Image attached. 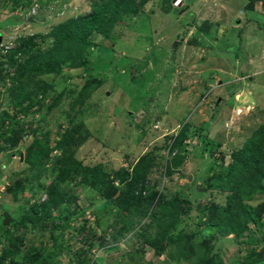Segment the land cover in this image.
Segmentation results:
<instances>
[{
	"label": "rangeland",
	"instance_id": "1",
	"mask_svg": "<svg viewBox=\"0 0 264 264\" xmlns=\"http://www.w3.org/2000/svg\"><path fill=\"white\" fill-rule=\"evenodd\" d=\"M94 2L34 0L31 5L21 7L13 0H0L2 53L15 47V40L21 36L36 33L40 46L45 50L51 48L54 28L91 13ZM246 4L247 0H183V5L179 6L177 0H146L137 16L126 14L113 26L111 35L116 39L114 42L105 39L107 45L113 47L111 58L105 63L95 61L98 52L91 47L92 65L66 67L60 73L39 77L53 84L54 92H65L51 111L34 107L22 112V106L15 104L7 89L12 83L9 79L8 87H1L0 114L8 112L18 116L20 126L26 125L27 129L18 146L1 145L0 234L7 230L3 225L6 216L3 213L13 217V229L18 219L29 216L32 204L48 198L47 190L32 199L28 191L20 201H15L7 191L12 178L20 180L27 175L24 171L16 176L24 161L21 154L37 135L43 137L49 132L51 140H56L69 126L83 122V132L89 134L76 152L79 160L93 166L101 165L107 171L122 167L132 170L143 154L152 152L157 161L150 166V185L158 183L159 192L168 199L177 197L189 202L193 209L187 233L195 228L206 234L211 231L224 261L238 264L249 244L231 241L234 234L207 228L206 215H201V221L196 224L193 217L200 216L197 208L200 200L207 204L225 203L228 192L216 188L204 191L206 180L228 166L233 154L244 146L260 124H264V11L259 3L254 10H248ZM93 38L100 42L104 36L95 33ZM94 70L102 84L82 105L71 108ZM70 116L76 119L73 123H70ZM205 122L211 123L203 130L208 126H203ZM185 123L190 126L192 137L185 148L169 150L165 147L168 136L180 134ZM59 125L62 126L59 128ZM178 151V158L174 160ZM59 153L57 150L52 155ZM167 161L175 166L171 175L164 174ZM53 177L47 174V185ZM73 193L76 202L67 214L85 210V215L70 220L65 229L57 230L64 249L61 263L55 258L52 264H67L70 255L88 244L92 237L79 235L83 226L95 230L93 248L97 249L91 252L101 264H114L115 261L117 264H178L167 254L151 260L152 252L142 250L144 240L131 233L112 251L98 249L103 246L102 236L106 238L108 233L119 229L118 224L113 226L117 206L98 205L100 194L88 185L76 187ZM260 200H264V194L257 195L250 203L256 206ZM53 214L60 224L59 211ZM51 224L49 221L47 227L27 231L26 240L37 246L48 242ZM250 226L259 239L264 225L259 223L256 227L251 223ZM31 227L28 223L16 233L20 235ZM253 242V246H263L259 240ZM23 255L24 250L17 259L21 261Z\"/></svg>",
	"mask_w": 264,
	"mask_h": 264
},
{
	"label": "trees",
	"instance_id": "2",
	"mask_svg": "<svg viewBox=\"0 0 264 264\" xmlns=\"http://www.w3.org/2000/svg\"><path fill=\"white\" fill-rule=\"evenodd\" d=\"M13 1L16 6L21 7H27L34 2V0ZM145 1L95 0L91 13L72 18L54 28L53 46L47 50L40 46L37 33L16 39L15 47L10 48L6 53H2L1 47L0 97L1 87L7 88L10 79L12 83L7 89L15 104L22 106V112L26 113L34 107L51 111L60 103L65 92L60 94L54 92L53 84H48L39 77L46 73H60L66 67L92 65L93 62L89 58L92 54L91 47L96 48L98 52L95 61L105 63L111 58L113 49L107 45L105 39L113 42L116 39V36L111 35L113 26L120 23L126 14L130 17L137 16ZM258 3L264 11V0H247L246 8L254 10ZM95 33H101L104 36L103 40L95 42L93 38ZM96 73L97 70L91 73L71 108L82 105L92 92L100 87L102 81L97 78ZM46 99L49 100L46 102ZM70 117V123H73L76 119L74 116ZM211 122H205L203 126H208H204L203 130L208 129ZM20 124L18 116H11L8 112L0 114V152L3 150L1 146L3 144L13 147L19 145L27 129L26 125L20 126ZM83 127V122L71 125L56 140H51L49 132L43 134L44 138L37 135L33 143L27 147L24 161L16 176L23 174L24 171L27 175L20 180L12 178L7 191L15 201H20L28 191L32 199L42 190H47L48 199L32 204L29 216L18 219L13 229H11L13 217L3 213L11 217V223L8 226L4 225L7 230L4 234H0V264H52L55 258L61 263L60 255L64 244L59 240L57 230L65 229L70 220L84 215L85 210L71 211V215L67 214L71 205L76 202L73 199L74 189L82 185H88L98 191L101 197L98 205L117 206L118 214L113 226L116 227L118 224L119 229L112 233L109 242L105 236L100 238L103 245L112 242L103 247L105 251L118 248V240L127 233L133 232L144 240L145 246L142 250L152 252L151 260L167 254L178 264H229L224 261L217 249L215 244L217 239L211 231L206 234L195 228L193 232L187 233L186 226L192 219L193 206L177 197L168 199L164 193L159 192L158 183L150 185L148 180L150 166L157 161V157L152 152L143 154L132 170L122 167L107 171L101 165L87 164L76 156L78 148L85 143L89 134L83 132ZM189 127L188 123H185L180 134L168 136L165 147L170 149L173 147L177 150L185 148L189 137H192ZM57 150H60V153L53 156V152ZM178 154L179 151L174 154V160H177ZM174 167L173 163L170 165L167 161L164 174H173ZM47 174L54 175L49 185L45 182ZM263 178L264 124L262 123L246 139L244 146L233 154L232 162L223 167L220 173L213 174L206 180L204 191L216 188L228 192L225 195V203L213 201L207 204L200 200L197 205L200 216L193 217L196 224L201 221V215H206L207 228L210 227L211 230L217 228L224 234H234L231 241L249 244L238 264L264 262V231L257 239L254 235L256 231L250 226L251 223L256 227L259 223L264 225L262 221L264 200L258 201L256 206L250 203L257 195L264 194ZM55 211H59L60 224L53 214ZM144 218L146 220L142 222ZM49 221L52 222L49 226L51 242L50 240L46 243L41 242L37 246L26 240L27 231L47 227ZM28 223L32 224L31 229H26L18 235L17 229L22 226L27 227ZM94 233L90 227L83 226L79 230L81 237L93 236ZM258 240L263 243L261 248L252 245L253 241ZM94 246L95 242L89 239L88 246L85 245L82 250L70 255L67 264H101L91 252ZM22 250L24 255L19 261L17 257ZM114 264H117V261Z\"/></svg>",
	"mask_w": 264,
	"mask_h": 264
},
{
	"label": "clouds",
	"instance_id": "3",
	"mask_svg": "<svg viewBox=\"0 0 264 264\" xmlns=\"http://www.w3.org/2000/svg\"><path fill=\"white\" fill-rule=\"evenodd\" d=\"M260 9H261V11H263V9H262L261 7H260ZM1 35H2V34H1ZM1 43H2V42H1ZM14 44H15V43H14ZM169 150H170V148H169ZM47 199H48V198H47ZM47 199H46V200H47ZM44 201H45V200H44ZM84 215H85V213H84ZM81 216H82V215H81ZM118 227H119V225H118ZM90 228H91V227H90ZM91 229H92V228H91ZM93 231L95 232V230H93ZM113 232H115V231H113ZM113 232H110V233L107 234L106 239L108 240V242L112 239V233H113ZM130 233L133 234V232H129V233H127L125 236L121 237V238L118 240V244H120V241H121L122 239L127 238V237L129 236L128 234H130ZM127 235H128V236H127ZM89 236H90V235H89ZM94 236H96L95 233H94L93 236H90V237H92V238H91V241L93 240V237H94ZM102 237H103V236H102ZM89 239H90V238H89ZM108 242L105 243L104 245L102 244L103 246L100 247V250H104V249H105V248L103 249L104 246H106V245H110V244L112 243V242H110V243H108ZM88 243H89V242H88ZM86 245L88 246V244H86ZM84 246H85V245H84ZM95 248L97 249V247H95ZM95 248H93V249L91 248V251H94V252H95V250H94ZM93 254H94V253H93Z\"/></svg>",
	"mask_w": 264,
	"mask_h": 264
},
{
	"label": "water",
	"instance_id": "4",
	"mask_svg": "<svg viewBox=\"0 0 264 264\" xmlns=\"http://www.w3.org/2000/svg\"><path fill=\"white\" fill-rule=\"evenodd\" d=\"M177 3L179 6L183 5V0H177ZM1 41H2V35L0 34V44H1ZM24 158V154H21V159L23 160ZM192 177V176H190ZM11 223V217L10 216H6L4 219H3V225H10Z\"/></svg>",
	"mask_w": 264,
	"mask_h": 264
},
{
	"label": "built area",
	"instance_id": "5",
	"mask_svg": "<svg viewBox=\"0 0 264 264\" xmlns=\"http://www.w3.org/2000/svg\"><path fill=\"white\" fill-rule=\"evenodd\" d=\"M5 47H6L7 49L10 48V46H8V45H6Z\"/></svg>",
	"mask_w": 264,
	"mask_h": 264
}]
</instances>
